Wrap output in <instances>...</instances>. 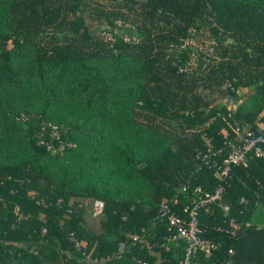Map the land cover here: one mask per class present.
Returning <instances> with one entry per match:
<instances>
[{"label": "trees", "instance_id": "obj_1", "mask_svg": "<svg viewBox=\"0 0 264 264\" xmlns=\"http://www.w3.org/2000/svg\"><path fill=\"white\" fill-rule=\"evenodd\" d=\"M104 1L0 0V264H185L161 205L177 199L182 214L195 187L213 191L197 155L210 143L221 162L223 131L254 126L264 107V0ZM199 32L220 60L194 70L182 46ZM249 88L234 112L211 98ZM225 187L199 216L220 247L187 264H264V159Z\"/></svg>", "mask_w": 264, "mask_h": 264}, {"label": "built area", "instance_id": "obj_2", "mask_svg": "<svg viewBox=\"0 0 264 264\" xmlns=\"http://www.w3.org/2000/svg\"><path fill=\"white\" fill-rule=\"evenodd\" d=\"M216 45L215 41L212 42ZM190 44V38L185 40L184 45ZM180 72L185 71V68H180ZM231 101V100H230ZM235 110V109H234ZM227 108V111L234 112ZM230 117L231 114L229 113ZM231 132L233 134L230 137L223 131V146L226 153L223 155L222 161L219 162L216 158L222 157L224 148L215 149L210 143L207 144L206 151L197 155L198 161L204 166L214 169L215 176L220 180L216 188L211 192H203L201 187H195L193 193L195 196H190L189 203L182 207V214L174 210V206L177 204V199L164 202L160 207V216L168 223V230L172 233V239L184 240L187 243L185 264L188 263L192 254L197 249H202L205 254L211 255L217 251L220 245L205 237L207 226L202 224L199 220L200 211L205 213H212V206L220 203L223 195L225 194V183L230 177L233 168H247L250 162L251 156L257 159H264V124L255 122L254 126L246 123H239L234 121L231 125ZM182 192L187 194L188 188L182 187ZM223 211L228 214L229 207L223 206ZM104 210V204L100 200H94L91 206V213L94 218L102 215ZM16 214L19 213V208L15 210ZM228 227L225 232L231 236H235L236 232L240 229V224L236 223L233 218L228 220ZM218 230L221 231L219 228ZM43 231H45L43 229ZM133 241L138 240V236L129 235V239ZM71 242L77 248L81 250L84 245H81L75 238H71ZM125 249L124 243H120L118 246L117 257H119ZM232 254V251L229 250ZM98 260H93L95 263ZM91 262V264H92ZM140 264H149L145 261H139Z\"/></svg>", "mask_w": 264, "mask_h": 264}, {"label": "rangeland", "instance_id": "obj_3", "mask_svg": "<svg viewBox=\"0 0 264 264\" xmlns=\"http://www.w3.org/2000/svg\"><path fill=\"white\" fill-rule=\"evenodd\" d=\"M100 1L105 2L103 4L106 7L109 6L107 4V1L104 0H100ZM91 29L95 30L96 33H99L105 40H110V34L101 31L102 27H100L99 25L92 24ZM189 38H190L189 46L192 48V52L190 53V55H188L189 59L187 60V66H191L190 67L191 69L195 70L196 66L201 62L203 63L206 62L207 64H212V63L216 64L220 60L219 55H216L213 50V47L217 45H213L212 42L214 41V39L210 38L208 36V33L206 32L193 33ZM206 54L209 56H206ZM224 88L225 86L223 87V89ZM251 92H253L252 88H249L247 91H245V93H241L240 91L237 92L236 95V97L238 98L237 102H235L231 96L225 98V94L222 95V94L214 93L211 96V98H215L214 104L225 105L227 108L234 110L238 107L239 104L245 102L246 100L248 101L249 94ZM256 119H255L256 122H260L264 124V107L260 111H258ZM85 203L87 207L86 216H88V219L90 220V223L89 222L88 223L94 225L95 227L98 224V219L93 218V216L91 215L92 204L90 201H86ZM262 217L264 220V215ZM91 262L92 260H87L86 264H91Z\"/></svg>", "mask_w": 264, "mask_h": 264}, {"label": "crops", "instance_id": "obj_4", "mask_svg": "<svg viewBox=\"0 0 264 264\" xmlns=\"http://www.w3.org/2000/svg\"><path fill=\"white\" fill-rule=\"evenodd\" d=\"M89 222H90V220H89Z\"/></svg>", "mask_w": 264, "mask_h": 264}]
</instances>
